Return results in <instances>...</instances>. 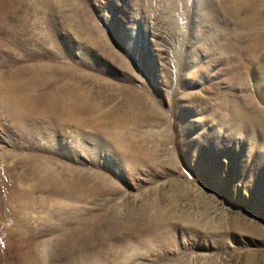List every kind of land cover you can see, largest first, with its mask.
<instances>
[{
    "label": "rangeland",
    "instance_id": "obj_1",
    "mask_svg": "<svg viewBox=\"0 0 264 264\" xmlns=\"http://www.w3.org/2000/svg\"><path fill=\"white\" fill-rule=\"evenodd\" d=\"M0 86V264H264V0H0Z\"/></svg>",
    "mask_w": 264,
    "mask_h": 264
},
{
    "label": "bare ground",
    "instance_id": "obj_2",
    "mask_svg": "<svg viewBox=\"0 0 264 264\" xmlns=\"http://www.w3.org/2000/svg\"><path fill=\"white\" fill-rule=\"evenodd\" d=\"M16 87V86H15ZM18 87V86H17ZM2 87L0 86V106L2 108H4L7 111L9 112H13V113H17L19 109H23V107H25V109L27 110V113H28V118H33L34 117V114L38 113L39 110L37 109V103L40 102V99L39 98H33V99H28V100H23L21 97H19L20 95H15L14 94V88L12 89H7V90H4L2 91ZM20 90V88H19ZM17 92V91H16ZM17 94V93H16ZM19 94V93H18ZM41 97V96H40ZM27 98V97H26ZM44 104V103H43ZM24 109V110H25ZM4 112V111H2ZM44 112V110H43ZM55 112V111H54ZM21 113V112H20ZM45 113V112H44ZM47 113V112H46ZM19 114V113H18ZM41 114V113H40ZM55 115V114H54ZM19 116V115H18ZM23 116V115H21ZM40 116H43L42 114ZM45 116V115H44ZM52 117V116H51ZM18 118V117H17ZM44 118V117H43ZM42 118V119H43ZM50 118V117H49ZM47 118V120L49 119ZM21 119V117H20ZM22 119H25L24 117H22ZM45 119V118H44ZM33 120V119H32ZM19 122V121H18ZM37 122V121H36ZM56 122V121H55ZM52 123V122H51ZM39 124V123H37ZM43 125V124H41ZM46 125V124H45ZM49 125V124H48ZM33 126V125H32ZM39 126V125H38ZM34 127V126H33ZM48 127V126H47ZM45 128V127H44ZM48 133V132H47ZM53 135V134H52ZM52 138V137H51ZM47 139V138H46ZM22 208V207H21ZM29 212V211H28ZM23 215V214H22ZM36 220V219H35ZM35 226V225H34ZM33 226V227H34ZM43 226V225H42ZM41 226V227H42ZM32 227V228H33ZM26 232V231H25ZM38 232V231H37ZM59 232V231H58ZM39 233V232H38ZM30 235L28 234V237ZM31 238V237H30ZM32 258V257H31ZM25 259V258H24ZM30 257L28 256L27 260H29Z\"/></svg>",
    "mask_w": 264,
    "mask_h": 264
}]
</instances>
